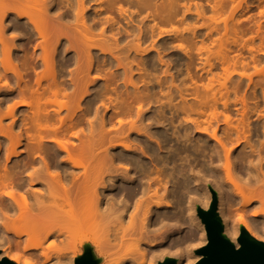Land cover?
I'll return each instance as SVG.
<instances>
[{"label":"bare ground","instance_id":"bare-ground-1","mask_svg":"<svg viewBox=\"0 0 264 264\" xmlns=\"http://www.w3.org/2000/svg\"><path fill=\"white\" fill-rule=\"evenodd\" d=\"M229 1L0 0V227L25 237L1 234L0 258L74 264L59 242L84 231L110 264H193L214 196L231 240H264L263 47L230 56L184 25L226 9L225 35L248 31L254 2Z\"/></svg>","mask_w":264,"mask_h":264},{"label":"rangeland","instance_id":"rangeland-1","mask_svg":"<svg viewBox=\"0 0 264 264\" xmlns=\"http://www.w3.org/2000/svg\"><path fill=\"white\" fill-rule=\"evenodd\" d=\"M226 1H229V0H226ZM257 1L258 0H249L248 2H254V6H252L250 9H248V11H244V13H243V16H247L248 18H246V17H244L243 19H245V21H243L244 22V24L248 27L249 26V30L248 31H245V32H241V31H236V32H233L232 30H230V31H232V32H229L228 34H226L225 35V28H224V26H226V22L228 21L229 22V20H230V18L228 17L229 16V10H227L226 11V9H225V11L223 10V11H221V12H218V13H215V12H212L213 10H207L206 11V14H205V18H192V19H189L190 21H193V23L192 22H189V20L187 21V23L186 24H184L185 26L188 24V23H190V24H188V26L187 27H189V25H191V27H192V25L195 23V24H197V25H199V27H198V30H200V31H202V34L203 33H205V31H207V29H209L208 27H211L212 28V26H213V28L214 27H216V29L218 30V33H216L217 31H215L214 33L215 34H213V37H214V35H215V38H217V40H216V42L214 41V43H215V45L217 44V47L216 48H214V49H217V50H219V49H221L222 51H223V53L225 52L224 51V48L226 49L227 48V51H230V49H231V55L229 54V52H225V54L227 53V54H229L230 56H232V55H236V53H238L239 51H241V50H238V49H240V47H241V45H243V44H246V46L247 47H249V46H254L255 48L257 47H263L262 49L264 50V43L262 42L263 41V39H261V37L262 36H264V14H263V16H262V14L260 15L259 13H260V11L262 10V9H264V1H262V2H258L261 6H257V5H259L258 3H257ZM229 2H231V0L229 1ZM257 3V4H256ZM210 11V12H209ZM241 12V11H240ZM240 12H238V14H237V17L241 14ZM228 18H229V20H228ZM198 20V21H196L195 22V20ZM225 19H227V21H225ZM230 21H232V18H231V20ZM242 22V23H243ZM257 22H261L263 25H262V31L260 32V34L258 33L257 34V25H256V23ZM177 25L179 24V26H176V24H173V25H175L176 27H179V29L181 28V27H183V23H177V22H175ZM192 23V24H191ZM230 23V22H229ZM229 23H227V24H229ZM232 23V22H231ZM230 23V25L232 26V24ZM251 23V24H250ZM181 24V25H180ZM195 24L193 25V26H195ZM203 24V26H202V28H200L201 26L200 25H202ZM244 24H243V26H244ZM173 25H169V27L171 26H173ZM229 25V26H230ZM167 26V25H166ZM174 26V27H175ZM181 26V27H180ZM184 26V27H185ZM231 26H230V28H231ZM253 26V27H252ZM207 28V29H206ZM210 28V29H211ZM229 28V29H230ZM244 28H245V26H244ZM182 29H184V28H182ZM202 29V30H201ZM217 34V35H216ZM263 38V37H262ZM167 39H168V41L170 42V44H172L173 45V43L174 42H177L176 40L174 41V39L173 38H169V37H167ZM208 41L210 40V42H212L211 40H214V38L212 39H207ZM206 40V44H208V45H211V43H208V41ZM174 44H176V43H174ZM241 44V45H240ZM211 46H213V45H211ZM239 46V47H238ZM233 47V48H232ZM211 48H213V47H211ZM210 48V51L208 52V53H210L211 55L212 54H214V51H215V54L217 55V53H216V50H214V49H211ZM230 48V49H229ZM238 48V49H237ZM229 49V50H228ZM242 49V48H241ZM195 50V49H194ZM193 50V51H194ZM214 50V51H213ZM173 51V52H172ZM220 51V50H219ZM244 51L246 52V53H248L247 51V48H246V50L245 49H243L241 52H243L242 54L244 55V56H246L245 54L246 53H244ZM166 52L168 53V54H172L170 57L171 58H173V63H172V65L174 64V69H176V67H180L181 66V64H176V62H177V60L175 59L178 55L177 54H181V53H175L174 52V50L171 48V50L170 49H168V50H166ZM195 52V51H194ZM175 53V54H174ZM222 53V52H221ZM222 53V54H223ZM194 54H196V53H194ZM221 54V55H222ZM71 55V54H70ZM207 55V54H206ZM221 55L218 53V55H217V57H221ZM248 55V54H247ZM262 56V58L264 59V55H261ZM169 57V58H170ZM185 57V56H184ZM175 59V60H174ZM185 61H188V59L186 58L185 59ZM180 62V61H179ZM172 70L173 72H175V70ZM219 69H221V67L219 68H217V71L219 70ZM231 71H233V68H232V66H231ZM249 69H254V67H250ZM222 70L223 69H221V70H219L220 72H221V74H223L222 73ZM250 70V71H251ZM218 71V73H220ZM224 71V70H223ZM229 71H230V67H229ZM249 70H248V72H250ZM253 71V70H252ZM252 71L250 72V73H252ZM255 71V70H254ZM216 72V71H215ZM225 72V71H224ZM228 72V71H227ZM184 73L185 72H183V70L182 71H180L179 73H176L177 75H176V83H177V81H179V83H180V81H181V83L180 84H186L187 86L189 85V84H191V83H189V82H191L188 78L186 79H183L182 77H183V75H184ZM229 73V72H228ZM161 74V72L159 71V73L157 72V74L156 75H160ZM224 75H225V73H224ZM161 76H162V74H161ZM181 77L183 80H184V82L185 81H187L188 80V84L185 82H183L182 81V79H180L179 77ZM223 76V75H222ZM184 77H185V75H184ZM153 82V83H152ZM150 81V84H148L147 83V85H155L156 86V88L158 89V84L155 82V81ZM179 83H177L176 85H178ZM142 85H143V83H142ZM145 85V84H144ZM170 85V84H169ZM168 85V83H166V84H164V86H169ZM182 86V85H181ZM186 86V87H187ZM182 87H184V86H182ZM241 95V94H240ZM63 99V98H62ZM233 99H234V97H233ZM250 103H252L251 101H250ZM235 119V118H234ZM236 121V120H235ZM261 140V136L259 137V136H257V135H254L253 136V140H254V142L256 141V142H258V140ZM176 141H174L173 143H175ZM149 160V159H148ZM173 166V165H172ZM172 166H170V167H172ZM194 185V184H193ZM205 185V184H204ZM254 206V205H253ZM234 207H236V208H232V209H236V212H237V206L235 205ZM256 206H254L253 207V209L255 208ZM182 209V208H181ZM256 209H258V208H256ZM180 211V207L177 205V207L175 206V208H172L171 210H170V212L172 213V214H177L178 212ZM233 212H235V211H233ZM236 212L234 213V214H236ZM252 212V211H251ZM185 214V216L187 215L186 213H184ZM251 214V213H250ZM198 218L200 219V221H201V218L199 217V215H198ZM186 220H184V221H182L183 223L182 224H184V226H183V228L184 227H187V226H190L191 224H190V220H189V218H188V216H186V218H185ZM202 222V221H201ZM189 223V224H188ZM174 224V223H173ZM186 224V225H185ZM177 226L175 225V227L174 228H176ZM1 228V227H0ZM191 228H195V227H193V225L191 226ZM3 228H1L0 229V235L1 234H3L4 235V239H5V242L6 243H8V244H12L13 243V246L14 247H16V249L17 250H25L24 249V239H25V237H17V236H15L12 232H3V230H2ZM187 230L189 231V228H186L185 229V232H187ZM88 234H87V232H84V231H80V232H78V233H76L75 235H74V237H72L71 239H69V240H67V241H65V239H62L63 241H65V242H63L62 244H61V242L62 241H60V240H58V242L60 243V248H62V249H64L65 251H69V252H72V251H76V256H75V258L77 257V256H79V255H81V254H83V252H84V247H85V245H87V244H89V245H91V246H93V248H94V251H95V254L97 255V257H99V258H101L102 260H101V263L100 264H110V261H105L104 262V257L102 256V254L96 249V247H95V245H94V243H93V241L92 240H84L85 238H86V236H87ZM178 236L179 235V233L178 234H174V235H172V238H174L175 236ZM129 236V235H128ZM128 236H125L124 238L126 239ZM134 237H137V236H134ZM139 237V236H138ZM8 239V240H7ZM129 239H132V237H129ZM159 239V240H158ZM157 239V242H160V241H162V238H158ZM7 245V244H6ZM59 245V244H58ZM158 246H156L155 248H157ZM200 247V246H199ZM198 247H196V248H194V252H195V249H197ZM122 249H124V250H117L116 252H115V250H110V251H108L107 253V255H109V254H114V252L116 253V254H114V257L116 256V255H120L121 256V254H123V255H125V253H127V249H126V247L125 248H122ZM126 249V250H125ZM112 251V252H111ZM114 251V252H113ZM31 252V251H30ZM118 252V253H117ZM120 252V253H119ZM122 255V256H123ZM167 256H172V257H175V258H177V255H171V254H167V255H165L162 259H157V258H154L152 261H151V263L152 264H158V262L159 261H161V260H163L165 257H167ZM52 262L53 261H50L48 264H52ZM44 264V263H43ZM46 264V263H45Z\"/></svg>","mask_w":264,"mask_h":264},{"label":"water","instance_id":"water-1","mask_svg":"<svg viewBox=\"0 0 264 264\" xmlns=\"http://www.w3.org/2000/svg\"><path fill=\"white\" fill-rule=\"evenodd\" d=\"M198 215L205 225L207 242L195 249V253L201 257L193 264H264V240L251 235L244 226L237 239L239 245L225 233L216 196L207 208L198 207ZM101 260L93 246L87 244L83 254L75 258L74 264H100ZM0 264L17 263L4 256L0 258ZM158 264H177V258L167 256Z\"/></svg>","mask_w":264,"mask_h":264}]
</instances>
